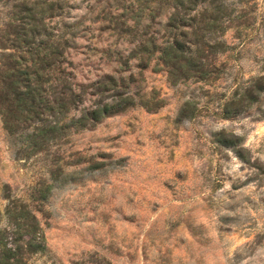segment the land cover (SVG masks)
<instances>
[{"label": "rangeland", "instance_id": "rangeland-1", "mask_svg": "<svg viewBox=\"0 0 264 264\" xmlns=\"http://www.w3.org/2000/svg\"><path fill=\"white\" fill-rule=\"evenodd\" d=\"M245 33L225 34L218 79L172 85L147 70L137 87L154 88L163 106L128 108L70 136L58 163L75 179L56 182L34 211L46 250L31 264H264V102L221 114L236 86L264 74L262 36ZM219 131L240 137L248 162L216 141ZM54 161L14 160L0 121V228L4 195L29 201Z\"/></svg>", "mask_w": 264, "mask_h": 264}, {"label": "trees", "instance_id": "trees-1", "mask_svg": "<svg viewBox=\"0 0 264 264\" xmlns=\"http://www.w3.org/2000/svg\"><path fill=\"white\" fill-rule=\"evenodd\" d=\"M260 1L0 0L2 128L14 160L45 155L57 164L32 185L29 201L4 195L0 264H31L32 255L46 250L34 211H41L56 182L75 179L58 163L70 136L128 108L163 106L154 88L137 87L147 70L161 72L172 85L218 79V56L231 49L228 31L241 40L255 28L264 45ZM263 102L261 74L236 86L221 114L227 118ZM194 110L186 101L182 113L191 117ZM216 141L249 161L239 136L219 131Z\"/></svg>", "mask_w": 264, "mask_h": 264}]
</instances>
